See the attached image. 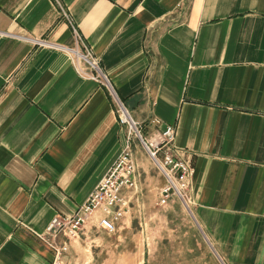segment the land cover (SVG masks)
<instances>
[{
    "label": "crops",
    "instance_id": "obj_1",
    "mask_svg": "<svg viewBox=\"0 0 264 264\" xmlns=\"http://www.w3.org/2000/svg\"><path fill=\"white\" fill-rule=\"evenodd\" d=\"M76 31L113 93L32 40L75 45ZM120 102L147 138L172 124L193 160V252L159 264H264V0H0V264H52L38 234L73 214L128 145L129 204L161 193L166 178ZM101 214L86 224L102 228Z\"/></svg>",
    "mask_w": 264,
    "mask_h": 264
},
{
    "label": "built area",
    "instance_id": "obj_2",
    "mask_svg": "<svg viewBox=\"0 0 264 264\" xmlns=\"http://www.w3.org/2000/svg\"><path fill=\"white\" fill-rule=\"evenodd\" d=\"M76 39L77 44L64 45L51 42L45 38H32L36 44L57 46L66 50L71 55L80 74L100 81L113 93L115 91L113 84L101 65L100 57L88 43L84 42L83 36L78 31H76ZM79 43H82L81 46ZM120 109L122 112L121 120L129 121L123 102H120ZM129 124L130 133L135 134L140 139L167 178V183L163 188L162 201H167L171 192H176L186 200V188L194 173V165L192 158L187 156L186 151L175 145V127L169 124L156 136L147 138L142 134L135 121L131 120ZM135 173L136 162L131 147L128 145L87 200L73 214L56 213L52 217L46 231L38 234L54 251L52 264H62V256L68 249V243L60 241L59 236L63 235L69 239L79 236L88 219L97 210H102L99 225L108 232L117 230L120 220L129 210V199L123 194V190L135 186Z\"/></svg>",
    "mask_w": 264,
    "mask_h": 264
},
{
    "label": "rangeland",
    "instance_id": "obj_3",
    "mask_svg": "<svg viewBox=\"0 0 264 264\" xmlns=\"http://www.w3.org/2000/svg\"><path fill=\"white\" fill-rule=\"evenodd\" d=\"M155 166L163 173L156 163ZM163 188L161 193L144 192L140 202H130L131 208L115 232L98 227L94 221L84 225L71 252L74 257L63 262L62 256V264H141L148 247L155 251L156 264L165 258L168 263L188 260L194 242L186 236L196 232L186 203L188 196L184 200L171 192L163 202ZM69 240L63 236L60 241Z\"/></svg>",
    "mask_w": 264,
    "mask_h": 264
}]
</instances>
